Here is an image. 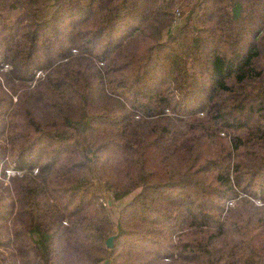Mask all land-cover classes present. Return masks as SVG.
<instances>
[{
  "label": "trees",
  "instance_id": "1",
  "mask_svg": "<svg viewBox=\"0 0 264 264\" xmlns=\"http://www.w3.org/2000/svg\"><path fill=\"white\" fill-rule=\"evenodd\" d=\"M103 262L264 264V0H0V264Z\"/></svg>",
  "mask_w": 264,
  "mask_h": 264
},
{
  "label": "rangeland",
  "instance_id": "2",
  "mask_svg": "<svg viewBox=\"0 0 264 264\" xmlns=\"http://www.w3.org/2000/svg\"><path fill=\"white\" fill-rule=\"evenodd\" d=\"M37 74H39V72H37ZM79 132H80V129H79ZM13 168H14V165L13 164H10L8 166L7 170H6V174L12 175L13 172H14V169ZM132 196L130 195V196L126 197L125 199H123L122 201L116 202L115 203V209L114 210L117 212L118 209H119V207L123 206L127 201H129L132 198ZM255 203L259 204L260 203V200L259 199H256L255 200ZM115 214L116 213H113V215H115ZM101 264H107V263L103 262Z\"/></svg>",
  "mask_w": 264,
  "mask_h": 264
},
{
  "label": "water",
  "instance_id": "3",
  "mask_svg": "<svg viewBox=\"0 0 264 264\" xmlns=\"http://www.w3.org/2000/svg\"><path fill=\"white\" fill-rule=\"evenodd\" d=\"M114 235H112V236H109L107 239H106V246L107 247H111L112 245H113V239H114Z\"/></svg>",
  "mask_w": 264,
  "mask_h": 264
}]
</instances>
